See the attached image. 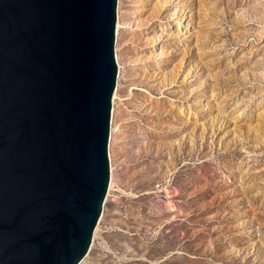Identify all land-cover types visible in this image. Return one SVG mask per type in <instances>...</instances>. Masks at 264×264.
<instances>
[{"label": "rangeland", "instance_id": "1", "mask_svg": "<svg viewBox=\"0 0 264 264\" xmlns=\"http://www.w3.org/2000/svg\"><path fill=\"white\" fill-rule=\"evenodd\" d=\"M119 16L114 183L84 264H264V0Z\"/></svg>", "mask_w": 264, "mask_h": 264}, {"label": "water", "instance_id": "2", "mask_svg": "<svg viewBox=\"0 0 264 264\" xmlns=\"http://www.w3.org/2000/svg\"><path fill=\"white\" fill-rule=\"evenodd\" d=\"M117 0H0V264H80L110 182Z\"/></svg>", "mask_w": 264, "mask_h": 264}, {"label": "bare ground", "instance_id": "3", "mask_svg": "<svg viewBox=\"0 0 264 264\" xmlns=\"http://www.w3.org/2000/svg\"><path fill=\"white\" fill-rule=\"evenodd\" d=\"M119 7H120V0H118L117 2V22H116V37H115V59H116V63H117V69H118V76H117V83H116V90L113 94L112 97V111H111V123H110V138H109V145H108V155H109V162H110V182H109V187H108V191H107V195H109L111 188L113 187V167H112V153H111V149H112V144H113V133H114V127H113V123H114V115H115V100L117 97V91H118V86H119V81L120 78L123 77L122 76V69L123 67L121 66L120 62H119V56L117 53V43H118V39H119V35H120V29H121V23H120V16H119ZM102 216V215H101ZM102 221V217H100V220L95 228V231L93 233V242L95 240V237L99 231L100 228V224ZM93 245V243H92ZM91 248V247H90ZM89 257V253L88 255L85 257V259L80 263V264H84L87 259Z\"/></svg>", "mask_w": 264, "mask_h": 264}]
</instances>
